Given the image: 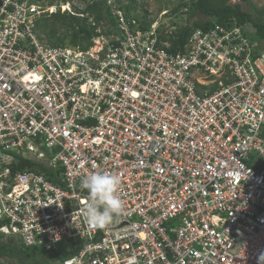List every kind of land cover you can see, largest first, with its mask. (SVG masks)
<instances>
[{"label": "built area", "instance_id": "obj_1", "mask_svg": "<svg viewBox=\"0 0 264 264\" xmlns=\"http://www.w3.org/2000/svg\"><path fill=\"white\" fill-rule=\"evenodd\" d=\"M58 1L0 0V243L45 251L49 264H258L259 42L215 24L173 52L161 39L173 33L143 30L106 0L115 29L100 26L87 48L53 46L36 22L72 13ZM96 172L120 177L124 202L102 229L81 211V180Z\"/></svg>", "mask_w": 264, "mask_h": 264}, {"label": "trees", "instance_id": "obj_2", "mask_svg": "<svg viewBox=\"0 0 264 264\" xmlns=\"http://www.w3.org/2000/svg\"><path fill=\"white\" fill-rule=\"evenodd\" d=\"M53 5L52 0H48ZM82 7L73 5V11L61 13L60 11L44 15L36 22L39 35L44 36L42 41H46L53 46H81L89 47L92 39L98 35V28L104 24H109L116 28V20L113 18L112 9L106 0H82ZM121 4L120 0H118ZM232 0H191V8L196 14H200L204 20L195 21L192 25L180 26V29L174 32L168 39L167 35L161 37L164 41L172 43V51L176 52L184 48L187 40L196 29L207 31L219 24L221 26L236 25L241 27L247 35H250L253 41L259 42L261 49L264 50V10L258 11V16L254 17L252 13L244 11L241 3L232 4ZM73 2V0H59L58 5ZM249 3V0H241ZM187 3L180 4L174 13L183 8H189ZM128 19H136L141 29L148 30L152 24L149 20V13L142 9V16H136L138 4L136 0H129L127 5H120ZM105 26V25H104ZM252 29V30H250ZM252 31V32H251ZM34 165V164H33ZM32 163L21 161L16 169H24L26 166L33 167ZM43 172L44 169H41ZM71 253H62L56 255L59 258H68ZM41 256V258L39 257ZM51 255L37 248H25L22 245H14L10 240L8 243H0V258H8L14 264H41V260L50 258Z\"/></svg>", "mask_w": 264, "mask_h": 264}, {"label": "clouds", "instance_id": "obj_3", "mask_svg": "<svg viewBox=\"0 0 264 264\" xmlns=\"http://www.w3.org/2000/svg\"><path fill=\"white\" fill-rule=\"evenodd\" d=\"M121 180L118 175L96 172L81 180V188L88 193L87 205L81 209L84 221L91 227L102 229L124 211V202L117 195ZM258 264H264V253Z\"/></svg>", "mask_w": 264, "mask_h": 264}, {"label": "rangeland", "instance_id": "obj_4", "mask_svg": "<svg viewBox=\"0 0 264 264\" xmlns=\"http://www.w3.org/2000/svg\"><path fill=\"white\" fill-rule=\"evenodd\" d=\"M52 1L54 2V0ZM120 2L124 6L129 3V0H120ZM136 2L138 4L136 16L140 18L143 14L142 9H146L149 13V20L152 21V24L157 23L162 31L168 32V35L178 31L180 29V26L187 25L188 21L189 24L192 25L195 21L204 20V18L200 14H196L195 11L192 10L191 0H136ZM249 2L250 4L241 2V0L231 1L232 4L241 3L244 11L252 13L254 17H257L258 11L264 10V0H249ZM82 3V0H73L71 4L72 6L75 5L77 7H82ZM116 3L117 5H121L118 0H116ZM183 3H187L190 7L187 9L183 8L179 12L174 13V9H176L180 4ZM61 247L65 248L66 245L63 244L61 245ZM39 257L41 258V256ZM0 262L2 264H14L13 262H9L8 258L3 259ZM41 262L43 264H49L45 263V261L43 260H41Z\"/></svg>", "mask_w": 264, "mask_h": 264}]
</instances>
